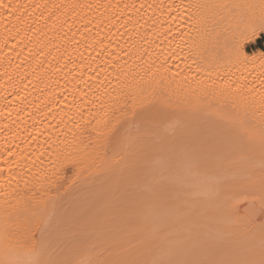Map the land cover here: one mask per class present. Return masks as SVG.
I'll return each instance as SVG.
<instances>
[{
    "label": "bare ground",
    "instance_id": "1",
    "mask_svg": "<svg viewBox=\"0 0 264 264\" xmlns=\"http://www.w3.org/2000/svg\"><path fill=\"white\" fill-rule=\"evenodd\" d=\"M19 2L23 4H29L31 6L39 4L41 5V7L38 9H35L34 12H33V7H29L28 12L32 13V15L25 14L26 19L22 21H17L14 17L0 20V153L6 154L7 150H13L14 152H16L17 154L23 157L22 162L24 164H28L31 162V160L35 159V156L39 155V153L43 150V148L47 147L48 144H50L52 141H57V142L67 141L66 143L59 144V148L64 150L61 156V162L57 164L54 175H52V173H49L50 179L48 181L43 182V187H41L40 184H37L35 182H33L27 188L24 187L23 181L20 180V176L18 175V173L21 171L20 168L15 167L14 165L12 169V173L10 174L8 167L4 164H0V167L4 168V173L2 174V176H0V261H4L6 262V264H34L35 261L42 260V259L47 260L51 258V256L52 258H55L54 255L56 256V254L54 255L51 254L52 252L51 247H49V246H52L51 245L52 240L48 242L50 240L48 238H50V236L54 233L50 234V236L47 233L50 232L51 230L49 229L50 227L48 226V224H50L51 221L53 222L52 220L53 216H56L55 212H58L60 210L59 204L61 201L66 200L68 197H70V200L73 199L76 195L74 192H78L77 194H81L80 190L79 191L76 190V188L79 189V186L85 188L84 191L86 190V187L88 189L89 185L90 187L94 186L95 185L94 181L96 179L98 180L101 179L100 181H102L103 178H106V177L108 178V177L113 176L112 177L113 179L112 178L108 180L106 179V181H110L111 179L114 180L116 177H118L116 178L117 181H115L116 179L114 180V184H117V182H119V180H121L123 176L126 177V175H120V174H124L125 170H126V173L130 171V173L133 174L131 168L130 170H128L129 164L127 166V163L130 161L131 166L138 165V164L134 165L136 163L134 159L130 160V157L132 158L133 156L132 154H133L134 149H137L136 150L137 152L134 151L135 156L143 153V152H140L139 150V148L141 147L137 145L136 143L137 139L136 140L134 139L138 137L140 138V136L142 137L143 132H146L144 133L146 134L145 136H147L146 137L147 139L145 138L146 143L148 142L147 140H149V137L152 134L153 136L151 138L152 139L155 138L153 141L155 142L157 140L156 132L158 131V129H156L157 126L155 125L157 124V122L159 123L160 119H162V118H159V120H157L158 117H162L161 115H163L162 111L164 108L163 104L165 103L164 102L165 101L164 94L166 92L165 90H167V88L172 90L173 87H176V88L179 87L181 88V92L183 89L184 90L183 93H187V92L189 93L187 94L186 97H188V95L189 96L191 95V96H197L198 99L202 98L199 96L203 94L204 95H206L207 93H210V95L214 94L216 97L221 99L220 104L224 106V104H227L226 101L228 100L229 95H221L218 89L223 85L225 80H230L225 75L228 74L227 71H229L231 69V66H233L234 64V62H232L233 61L232 55L234 54L236 57V60L235 58H233L235 61H237L235 62L236 64L246 61L249 57V54L245 50L244 44L247 42H255L257 38L260 36V34L262 33L264 34V32H262L260 29V25H261L260 9L258 7L257 8L246 7L249 4L259 5L261 0H19ZM141 4H143L144 7L141 8L140 7ZM213 4L241 5L243 7H237L235 9L229 8L227 10L196 7L197 5H213ZM177 5H180V7H176ZM41 13H43L45 18H41ZM50 13H55V15L52 16L51 19H47ZM213 15L216 16L218 23L216 24L214 29L210 28V35H206L204 32V25L202 21L212 17ZM9 20L11 22H9ZM228 26L229 28L232 27L233 29H235V30H232L234 31L233 32L234 34L237 32L239 36L243 37L241 43L238 45L234 53L227 51L228 49H230L229 48L230 46L226 44L229 42L227 39L225 40H227L228 42H225L223 40L221 41V38L224 39L222 37V33L224 34V32H226L225 30L229 29ZM32 29H37V31L33 32ZM253 29L256 30L255 36L251 35ZM226 33L225 35L227 36ZM181 35L183 36V39H180ZM169 41H173V42L169 44ZM177 45H179V48H177ZM170 49L176 50L177 52L176 58L167 56L168 51ZM144 50H146L147 53L150 54V56H145L144 59L147 60L148 63H152L153 61H155V64L157 66L160 65L161 63H165V57L167 56L165 67H167L168 72L166 73L162 72L161 74H157L154 78L151 76V74L145 75L144 69L147 68V64H145L144 61L138 59V53ZM125 52H128L131 55H125L124 54ZM117 56L119 57L118 59H113V57H117ZM226 60L229 61L228 64L225 62ZM105 61L109 62L107 64V70H108L107 79H105L106 74L104 73H102L100 76V79L104 81L105 85H107L109 81H111V84L113 86L116 84V80H115L116 72L114 71V67L119 66L122 72L128 74L127 82L132 84L133 91L138 90L139 88L144 89V104L143 106L138 104L136 111L138 112L144 111L145 114L149 117V121L152 119L153 120L152 122L154 123V120H155L156 124L154 123V125L153 124L151 125L152 122H150L149 123L150 127L154 126L155 128L152 127L151 129H149L150 131L148 130L146 131V129H144L145 131L141 130L142 132L140 131V129H142V126L144 128L148 126L145 127V125H140L139 131L141 133L138 132V130H136V132L133 131L137 128L136 126H132L130 128L128 135L131 136V139H132L131 143L133 144V146L135 147L138 146L139 148L133 147L131 143H130L131 145H129L128 142L122 143L120 145H115L113 143H105L104 141L97 143L95 140V136L93 135L92 138L89 139L87 136V133H85L82 142H79L76 144H73L71 142L72 141V135H71L72 131H77L74 128V123L79 120V117L77 115V111L80 108V104H81V98H80L79 93L81 91L88 90L85 86L84 81L81 80L80 77L83 76L84 79L87 80L89 76H94L95 73L89 70L88 65L91 64V67L93 69H95L96 71H99L100 68L105 67V63H104ZM193 61H195L196 63H193ZM82 65L84 66L83 68L81 67ZM197 65H199L204 70L200 72H196ZM173 73H180V75L177 76L175 79H172ZM261 73H263L264 75V69L261 70ZM236 74H233V75H236ZM133 75L136 76V80H140V78L143 77V80L146 81L147 83H142L140 85H137L135 81H133L132 79ZM194 75L196 76L195 80H193ZM185 77H187L188 79L185 80ZM231 78H234V77L232 76ZM213 81H215V84H213ZM95 82L96 81H89V83H95ZM25 85H27L26 88H25ZM169 89L168 91H170ZM252 89L254 91H252L251 93L248 92L247 97L251 100H254L255 97L259 94V92L257 91V88H252ZM176 90H178V88ZM20 97H23V99H21ZM214 97L212 99L213 101L216 100V97L215 99ZM191 98L189 99L192 100ZM211 103L212 104L210 103L207 104V106L209 105L208 108H211L213 105H217L216 104L217 102H215V104L213 102ZM189 106L191 107V105ZM194 106L195 104L193 105V107ZM261 106L264 107V104H262V102H261ZM86 107L87 106H85V110H86ZM166 110L168 111V109ZM193 110H195V108ZM93 111H95V109H93ZM117 117H119V123H117V120L115 117L113 118V122L117 124V127H119L120 124H124V121L131 120L132 118L130 111L123 115H121L120 113H117ZM61 121H63V123H61ZM165 121H168V119L167 120L165 119ZM161 122H163V119ZM161 122L159 124H161ZM258 123L255 124L254 129L256 130L254 131V134H251L248 132L249 134L248 133L246 134H248L249 136L239 135V136H232L231 138L235 140L238 138L246 139L247 137L248 138L250 137L252 139H249V140H253L254 145H256L257 147L261 149L262 148L264 149V122L260 121L259 124L262 123L261 125H259ZM164 124L165 123L163 122V125ZM128 127L129 126L127 124H124V128H128ZM152 129L155 132L152 133L151 132ZM161 129H162L161 131H164L163 128ZM123 131L124 129L121 128V132ZM66 133H67V136L65 135ZM137 133H139L140 136ZM167 133L165 132V134H161L160 139L158 137L157 138L160 141H163V139L165 138L166 143L167 142L171 143L170 140L173 139V136H170V138L172 139H169V137L167 136L168 138L167 139L165 136V135H169ZM193 134L189 135V137L191 136L190 138H193L194 136H196L197 133H195L194 135ZM200 134L201 133H198V136L204 137V138L203 137L201 138L202 140L200 139V137H197L201 140V141L199 140L200 142L195 137L193 138L195 139L196 142H199V144L202 142V144H200L199 147H198V144H195L196 150L194 147H192L194 146L192 142H191V147H189L190 143L183 142L184 144L187 145L186 147H189L191 149L194 148L193 151L196 153L194 154V152L192 153V151L187 152L188 149H186L185 152L187 154L192 153L194 156L197 155V157L201 155L202 156L201 160H203L202 162L207 163V165L206 163L201 164V166H204L205 168L204 167L201 168L198 166L196 169L201 168V173L210 167L212 168V170H214L211 165H213L212 163L216 161V158H215L216 155H219L220 158L225 157L226 158V159L224 158L225 160L228 159L229 161H231L230 155L227 156V153L225 151V149H227L228 147L227 140L230 137L222 138L220 137V133H219L220 138L216 139L217 141V145H216L215 144L216 141L214 139L217 133L214 137H212L213 136L211 135L212 133H208V134L204 133L201 135ZM135 135H137V137H135ZM180 135L182 136V134H179V140H180ZM132 136H134L135 138H133ZM175 136L176 134L174 135V138ZM183 136H186V135L184 134ZM226 136L228 135L226 134ZM177 137H178V134H177ZM226 138L227 140H225ZM187 139H185V141ZM205 140L207 141L204 142ZM210 140H212L211 143L216 145V146H213V148L215 147L214 149L212 148L213 144L210 143ZM173 141L175 142L174 139L172 140V142ZM187 141H189V139ZM235 141L233 142L235 143ZM46 142H48V144H46ZM157 142H158V147H159L160 145L159 141ZM224 142L226 144H224ZM150 143L151 141H149V144ZM160 143L162 144V142ZM183 143L181 142L179 144L181 146L180 150H182L181 148H183L184 150ZM175 144L178 145L177 143ZM155 145L157 144L154 143V145L152 146L155 147L156 149ZM168 145L169 143H167L165 148L168 147L169 149L170 146ZM174 145H171V146L173 147ZM209 145H210V148L208 147ZM225 145H227V147ZM204 146L205 148H202ZM197 147L200 149H198ZM161 148L163 149L162 146ZM208 148L210 149V151ZM22 149L24 151L21 153ZM144 149L147 150L146 147ZM173 149L171 150L172 153L174 151ZM177 149L179 150V147ZM263 149L262 151H264ZM204 150L206 151L208 150V151L206 152ZM217 150L218 151L224 150L222 152L223 153L225 152L224 154L226 155L221 156L220 155L221 151L218 153ZM49 151H51V149H49ZM175 152H174V155L176 154ZM202 152L204 153V155L209 154L208 156L211 155V157L213 158L211 157L207 158L208 156H204V158L206 159L205 161V159H203ZM251 152L249 154H251L252 156L253 152L252 153ZM178 153L176 155H179ZM215 153H218V154H215ZM166 155H168V153H166ZM174 155H172L174 157L173 160L174 159L176 160L178 157ZM183 155L180 154L179 156H183ZM141 156L145 157V155L144 156L141 155ZM162 156H165V155H162ZM65 157H67L68 159H65ZM227 157H229L230 159ZM199 158L200 157H198L197 160ZM8 159L9 161H12L16 159V157H8ZM41 159H43L44 161L43 167L45 169L52 168L50 159L54 160L55 157H49L47 154H45V156H43ZM146 159L147 158H145V160ZM214 159L215 161L213 162L212 160ZM217 159L219 160L218 157ZM145 160H143L142 162H144ZM151 160H153V158ZM207 160L209 163H211V165H209ZM218 160L217 162L220 161ZM221 160H222L221 163L223 162L228 163V164L226 163L222 164V166L226 165L227 168L229 164L232 162V161L229 162L228 160L225 161L223 159ZM171 161L169 162L171 163ZM181 161L179 162V166L181 169L180 174H181V171L185 172V169H186L184 168L182 170L181 166H184V165H180V164H183L184 160L181 158ZM235 161L236 160H234L233 162L235 163ZM131 162L134 164H131ZM194 162L196 161L194 160ZM161 163L163 164V160ZM219 163H217V166L220 165ZM148 164L150 166L149 162ZM168 165H169V168H171L170 164ZM139 166L140 165H138V167ZM171 166H175V172L177 174L176 164H173V165L171 164ZM152 167H154L153 164H152ZM69 169L71 170V174H73L72 172H74V175H71V174L68 175ZM139 169L142 170V167ZM144 169L146 170L145 173H143ZM144 169L142 170V174H143V177L144 176L145 177L143 178L141 176L142 178V181H141V179L138 178L139 176L136 175L137 176L136 178H138L136 181L137 183H138V180L141 181L139 184L140 186H142V184H146L144 182L147 179L146 181L147 184H150L147 186L153 190V187L155 186L154 188H156V184H160L162 183V181L160 183L156 182V184L154 183L152 184L151 181H153L154 180L153 179L150 182H148L149 179L153 177V174H151L152 170H151V167L149 168L150 170L147 168H144ZM157 170L158 172H156ZM157 170H154V172L156 173L157 180H160L159 175H161L160 173L163 174L164 171H162V169L160 170L159 168ZM35 171L36 169H33V172ZM133 171H137V169ZM198 171L200 172V170ZM198 171L196 170L195 173ZM138 172L137 173L134 172V173L138 174ZM199 172H198V175H199L198 177H201L200 175L201 173L199 174ZM206 172L207 170L204 172V174ZM116 173L117 174L119 173L120 178L118 175L116 177L114 176V174L116 175ZM135 174L133 175L135 176ZM147 174L151 175L152 177L149 175H148L149 177H147ZM208 174H209V171H208ZM164 176L167 177V172H166V175ZM197 178L195 179L197 180ZM79 179H85V184L88 185L89 183V185L82 186L84 184H82L81 182L79 183V185L78 184L75 185ZM175 179L177 181V177ZM175 179L173 178L172 180L170 179L171 183L174 181V185H176ZM210 179L209 181L211 182L212 179H214V177H212L211 180ZM18 180L20 181L19 186L17 185ZM166 180L165 181L168 183L169 178H166ZM200 180L202 179H199L198 183ZM204 180H207V179H203L202 184L206 185L207 187L205 186L203 188L205 189V191H208V189L206 190V188L210 187L208 184L209 182L207 183L205 181L206 182L205 184ZM252 180H254V178ZM255 180H257L256 176H255ZM82 182L84 183V180ZM92 182L94 183V185L92 184ZM111 182L112 181H110V183ZM252 182L253 181L248 182L249 184L251 183L250 184L251 187L254 186V185L252 186ZM120 183L121 182H119L118 184ZM169 184L166 185V187L163 184L161 185H163L164 186L163 188H165L166 190ZM202 184L200 181V185ZM185 185L181 186V188H180V185L178 188L175 187L176 189L172 188V190H175L176 192L173 191L172 193L171 191V193L173 195L175 193V196H177L178 199L179 197L181 198L183 191H186L187 189ZM195 185L196 184L194 183L193 186ZM223 186L224 185H220V187H223ZM96 187H98V185ZM163 188L161 187V190ZM179 188L180 189L184 188V189L180 190ZM178 189L179 191H182V192L181 193L178 192ZM89 190L91 189L89 188ZM196 190L197 188L195 189V191L193 190V193L195 192L194 194H199V192L196 193ZM95 191L98 192V190H95ZM166 191L165 193H167ZM188 191L186 192L189 193ZM72 192L75 194L74 196L71 195L73 194ZM88 193L90 194L93 192L89 191ZM176 193H179V194H176ZM185 193L183 194L185 195ZM193 193L191 195L195 196L193 195ZM147 194H150V193L148 192ZM201 194H203L202 191H201ZM205 194L206 193H204V195ZM84 195L85 194H83V196ZM166 195L167 196L165 197L167 198L168 193ZM173 195H170V198L168 200H171L173 197L174 205H175V202L178 199H175V196ZM79 196H76V197H79ZM92 196H96V195H92ZM189 196H190V193H189ZM185 197H183L184 201H185ZM190 198L193 199V197H190ZM18 200L20 201V203H17ZM168 200H166L168 203L173 204V200L172 202ZM25 202H31L34 209L38 213H40V215L36 217V219L33 220L32 227L30 230L25 229L23 227L24 218H23L22 213L24 212ZM147 202H151V201H147ZM156 204L159 205V202H157ZM142 205L144 207H142L139 203V206H141L142 208L137 207L136 205L137 209L136 207H134L136 209V210L134 209L136 212L134 210L133 211H134V214L137 215V212L139 211L138 209L140 210L143 209L142 210V216H143L142 220L143 221L140 222L141 219L134 221L135 225H131V226L129 225L130 227L127 228V229H130V231L128 230L129 231L128 233L130 234L126 233L125 235H126V238L129 236L128 239L131 241L130 239V235L132 234L131 231L134 230L133 232L135 233L136 232L135 230L140 228V230L138 231L145 232L143 234L144 236L140 235L138 231L135 234L133 233L131 236H133L134 240L131 241L130 243L131 245L130 244L124 245L125 246L124 248L127 249V252H123L119 248L114 250L112 248V245H110L112 244L113 241H114L113 242L114 244L117 241H119V239L121 238V236H118V233L121 234V232H117L116 235L118 236L117 237L118 240H116L117 238L115 237L116 239L114 240L112 239L113 241H110L111 243L110 242L106 243L107 246L105 245V247L108 251H106L105 249L106 255L104 257L113 258L116 255V254L114 255V253L118 251L121 252V254H126V255H128L129 253V256H130L132 252H138L135 249L136 248L138 249L139 246L142 248L143 244H144L143 245L144 247L147 246L146 248H151L152 244L147 245L148 242L140 243L144 241L146 237V233H148L147 231L148 229H150L149 225H151V220H150V224L147 225L146 221H149V218L148 220L144 218V213H145L144 211H146L145 207L147 206L146 208H148V205L150 204L146 203V206L144 204ZM174 205H172L173 209H174ZM177 205H175V207ZM182 205L180 204V206ZM168 206L165 207V210L172 208V207L168 208ZM184 206L185 205H183L182 207H179V206L178 207L185 210L186 208ZM5 209H7V212L5 211ZM173 209L172 211L174 212L175 210ZM150 210L152 209L149 208V211ZM128 211H129L128 214H132L131 212L132 210L131 211L128 210ZM163 211H164V208H163ZM172 211L170 212L173 213ZM193 211L190 212L191 215L195 214ZM168 212L169 211H166L165 213L167 214ZM175 212H176V215L179 216V213L177 211ZM187 216L188 215L186 216L184 215V217L186 218ZM189 216L188 218L191 217ZM181 217L183 218V214L182 216H180L179 219H182ZM161 219H164V222L167 220V219L165 220V218H161ZM41 221H43V223H41ZM116 221L117 223H119L118 220ZM120 222L122 223V221ZM45 223H48V224L46 225ZM137 223L138 224L140 223L141 226L140 224L138 225ZM142 224L143 225L146 224L147 226H142ZM171 224H173V222ZM42 226L44 227V229L47 228L48 226L49 228L45 230L48 231L49 229V231L48 232L46 231V233H45V230L41 231V228H43ZM165 227L167 228V225ZM127 229L125 231V229L122 228L124 232H127ZM175 229H177V227ZM159 231H160L159 233L162 232L161 230ZM167 231H168V228H167ZM45 234H47L46 236L48 238L45 237ZM161 234H163V232ZM122 237H124L123 234H122ZM44 244L46 246L43 247ZM52 244H55V243H52ZM58 244H61V242ZM58 244L56 242V245ZM108 245H110L111 247L110 246L108 247ZM100 246L102 247L103 244L101 245L98 244L97 246L93 247V249H95L94 252L92 251L93 249L90 250L91 252L89 251L88 252L85 251V252L87 253L93 252L95 254H98L96 252L97 251L99 252V250H101ZM43 248H45L46 250ZM45 251L48 253V255H46L47 253H45ZM59 251H61V249H59ZM82 251L84 252V250ZM93 253L92 255L94 257L95 254ZM111 253H113V255ZM66 254L64 253V256ZM44 255H46V257ZM42 256H44L45 258ZM81 256H84V254H82V252L80 251L79 257ZM66 257H68L69 260L70 259L72 260L71 257L67 255ZM75 259L77 260V257ZM79 259H82V257Z\"/></svg>",
    "mask_w": 264,
    "mask_h": 264
},
{
    "label": "rangeland",
    "instance_id": "2",
    "mask_svg": "<svg viewBox=\"0 0 264 264\" xmlns=\"http://www.w3.org/2000/svg\"><path fill=\"white\" fill-rule=\"evenodd\" d=\"M228 28H229V26H228ZM229 29L225 30L227 33L226 32H224V34L222 33V37L224 39L221 38V41L222 40L225 42L229 41L228 43H226L227 45L230 46L229 47L230 49H228L227 51L234 53V51L236 50L238 45L241 43L243 37L239 36L236 31H235L236 33L234 34L233 33L234 31H232V30H235V29H233L232 27ZM225 33L227 34V36L225 35ZM225 39H227L228 41ZM256 41H258L257 45H254L255 42H247L244 44V48L249 54V57L246 61H243L242 63L236 64L235 63V62H237V61H235L236 57L234 54L232 55V60H233L232 62H234V64H233V66H231V69L229 71H227L228 74L225 76L228 79H230L231 81L235 82L236 84L246 85L247 88L245 89V91L243 93H241L239 95H236V96L229 95L228 100L227 99H226L227 101L225 100L227 102V104L223 103L224 106L220 104L221 99L216 97L214 94L213 95L212 94L210 95V93H207L206 95L203 94V95L199 96V97H202L199 99L197 96H191L190 95L191 97L194 98L193 99L188 95V97L192 99V100H190L188 97H186L187 94H189V93L188 92L183 93V91H184L183 89L181 92V88H179V87H177L178 90H176L177 89L176 87L172 88L173 91L170 90L169 88H167V90H165L166 91L164 94L165 101L163 100L165 103L163 104L164 108L162 111L163 115H161L162 117H158V119H157V120H159V118H162L163 122L165 124L163 125V122H161L162 119L159 120V123L161 122V124H159L158 122L156 124L155 120H154V123L156 124L155 126H157L156 129H158V131L156 130L157 131L156 133H157V137L159 139H160L161 134H165V132L166 133L168 132L167 134H169V135H165L166 138L168 136L169 139H172V138H170V136H173V139L175 140V142L174 141L172 142L173 139L170 140L171 143L167 142V143H169L168 146H170L168 149V147L165 148L167 143L165 142L166 139L164 138L165 137L164 135H163L164 139L161 138V139H163V141H160L156 137L157 140L154 142L153 140L155 138L154 139L151 138L153 136V134H152L149 137V140H147L148 141L147 143L145 140V138L147 136H145L146 134H144L146 132H143V135L141 134L142 137L140 136L139 133H137L140 136V138L139 137L135 138V137H137V135H135V137L132 136L133 138H135L134 140L137 139L136 143L141 148H139L138 146H136V147H138L140 152H143V153L135 156L134 151H136L137 149L133 148L134 149L133 154H132L133 156H132V158L130 157V160L134 159L136 161V163L133 161L135 164L132 162H131V164H134V165L138 164L140 166L139 167H138V165H136V166L132 165L131 166L130 161L127 163V166L129 164L128 170H130V168H131L133 174L137 173L138 171H140L141 173L138 172V174H135V176H134L132 173H130V171H128V173H126V170H125L126 174L125 173L120 174V175H126V177L123 176V178L121 180H119V182H121L120 184H118L119 182H117V184H114V180L116 178H118L116 176L118 175L120 178L119 173L118 174L116 173V175L114 174V176L116 177L114 180H112L113 176L108 177V178L107 177L103 178L102 181H100L101 179H99V180L96 179L94 181L95 185L92 182V184L94 186H91L94 190L90 187L89 183H88L89 186L85 184V179H79L80 181L78 180L79 182L78 181H77L78 183L76 182L75 185H77V184L79 185V183L81 182L82 184H84L82 186L86 185V186H88V189L86 187V190L84 191L85 188L79 186V189L76 188V190H78V191L80 190V193L82 194V196H81V194H77L78 192H74V190H75L74 189L73 192L76 195L72 192L73 194H71V195H73V196L75 195V197L73 199L70 200V197H68L69 198V200H68V198L66 197L67 198V199L65 198L66 200H63L60 202V204H59L60 210L58 208L59 211L55 212L56 216H53V219H52L53 222L52 221L50 222V224L52 223L51 226H50V224L45 223L46 225L48 224V226L50 227L49 228L47 226V228L51 229L50 230L51 233L48 232L49 229L47 231V230H45L47 228L44 229L43 226H42L43 228H41V231L45 230V233L47 231L48 232L47 234H49V236H50V234L54 233L50 236V238H48L46 236L47 234H45V237L50 239L48 242H50L52 240L51 241L52 246H49V247H51V251H52V252L51 251L50 252L53 255L56 254V256L54 255V257L56 259H61V258L63 259L64 258L66 260H69V258L66 257V255L71 257L72 260H76L75 259L76 257H77V259H79L81 257L83 258V256L79 257L80 251L84 255L89 254L87 252L88 251L91 252L90 250L93 249V247L97 246L98 244L99 245L103 244L102 247L100 246L101 250H99V252H102V251L105 252V254H104V256H105L106 255L105 245L107 242L109 243L110 241H113L118 236H121V238H124V239H128L129 238L128 234H130L128 232L130 231V229H127V228L130 227L131 225H135L134 221H136V220L141 219L140 222L143 221L142 220V218H143L142 210L143 209L142 210L138 209L139 211L137 212V215L134 214V211L137 209V207H140V208L144 207L142 204H144L146 206V203H149L150 205H148V208H146L147 206L145 207L146 211H144L145 212L144 218L147 220L149 218V221H146L145 219L144 220L147 222V223L145 222L147 225L150 224V220H151V225H149L150 229H148V231H147L148 233H146V237H145L144 241L142 240L143 242H140V243H145V242L147 243L148 242L147 245L148 244H150V245L152 244V245H151V248H146L147 246L144 247L143 246L144 244L142 245V248L140 246L139 247L137 246L138 249L136 248L135 250H137L138 252H132V250H131L132 253L130 254V257H132V258L151 259V260H168V259H182L183 260V259H187V260H199V261H231V260L245 259V258H248L250 255H255L257 258L259 257L261 250L264 249V216H261L258 211L253 215L250 212V209L253 206L256 209H259L261 207V198L264 197V185H262V180H264V151H262L263 148L261 149V148L257 147L256 145H254L253 140H249V139H252L250 137L243 139V146H240L238 144V142H237L238 139H235V140H237V141H235L231 138L232 136H239V135H241V136L246 135L247 136L249 133L254 134V131L256 130V129H254L255 124H257L258 122L260 123V121L264 122V107L261 106V102H260L262 95H264V75H263V73H261V70L264 69V58H261V54L264 53V34L263 33L260 34V36L257 38ZM256 48H258V49H256ZM233 58H235V60ZM225 62L227 64L229 63L228 60H226ZM233 74H236V75H233ZM232 76L234 78H231ZM252 88H257V91L259 92V94L255 97L254 100H251L247 97V93H248L247 89H252ZM168 89L171 92L168 91ZM214 96L216 97L217 101L212 100ZM215 97H214V99H215ZM195 99H196V101H195ZM210 100L214 104H215V102H217L216 103L217 105H213L211 108H208L209 105L207 106V104H209V103L212 104L210 102ZM193 103L195 104L194 107H193V105H194ZM189 105H191V107ZM219 106H221L222 108ZM224 107H225V109H224ZM194 108H195V110H193ZM166 109H168V111ZM165 119L166 120L168 119V121H165ZM152 121L153 120L151 119L150 122H152ZM241 121H244L243 127L240 126ZM149 123L147 125L148 127L145 126L146 128H144L142 126V129H140V127H139L140 131L141 130L145 131L144 129H146V131L147 130L150 131L149 129H151L154 126L150 127ZM154 123L152 122L151 125L152 124L154 125ZM261 124H259V125H261ZM161 128H163L164 131H161L162 130ZM153 129L151 130L152 133L155 132V131H153ZM136 130H138V129L136 128L133 131L136 132ZM140 131L138 130V132H140ZM151 132H150V134H151ZM162 132H164V133H162ZM193 132H194V134L197 133L196 136H194V137L198 141L203 137V136H201V137L198 136V133H201V134L212 133L211 134V135H213L212 137H214L217 133V135L215 136V139H214L215 141H216V139H218L220 137H222V138H224V137L229 138L230 137L231 140H230V138L228 140H227V138L225 139V140H227V145H228V147H227V145H225L227 147V149H225V151L227 153V156L230 155L231 159L229 157H227V158H229L232 162L234 160H236L235 163L233 162L234 163L233 164L231 161H229L227 159L231 163L229 164L228 168L226 165L225 166L223 165L224 166L223 167L222 164L223 163L225 164L226 162L221 163L222 162L221 159L225 160L226 158L225 157H224L225 159L223 157L220 158L219 155H216V157H215L216 161H215V159L212 160L213 162L215 161L214 163H212L213 165H211V163H209L207 160L209 165H211L215 171L212 170V168L210 167L211 170H210V168H208V169H206L207 172L205 174H204V172L206 170L201 173V168L204 167V166H201V164L206 163V162H202L203 161V160H201L202 156L199 154L200 153L199 152L198 153L200 155V156H198V157H200L198 159L200 162V164H199V162L197 160V158H198L197 155L194 156L192 153L194 152L193 151L194 148L196 150L195 144H198V147L200 146V144H202V142L199 144V142L202 139L199 142H196L195 139H193L194 137L190 138L191 136L189 137V135H192ZM174 133L176 134L175 138L177 137V134H178V137L176 139L174 138V135H175ZM219 133H220V137H219ZM222 133H223V135H222ZM241 133H243V134H241ZM246 133H248V134H246ZM179 134H182V136L185 134L186 136L182 137L180 135V140H179ZM226 134L228 136H226ZM147 135H148V133H147ZM187 137H188L189 141H187L188 140ZM197 137H200V139ZM252 137H254V136H252ZM222 138H221V140H222ZM185 139H187V140L185 141ZM253 139H255V138H253ZM138 140H139V142H138ZM212 140H213V138H212ZM212 140H210V143L212 142ZM225 140H223V141H225ZM232 140L235 141V143ZM149 141H151L152 145H154V143L157 144V145H155L156 149H155V147H153L151 145V143L149 144ZM157 141H159V144L163 147V149L161 148L160 145H159L160 148L158 147ZM206 141L207 140H205L204 142H206ZM208 141H209V139H208ZM254 141H256V140H254ZM160 142H162V144ZM181 142L182 143L183 142L190 143L189 147H191V142H192L194 144V146H192V147H194V148L191 149L189 147H186L187 145L183 143L184 144L183 145L184 150H183V148H181L182 150H180L181 146L179 144ZM130 143H129V145L132 144V143L131 144ZM144 143H146V144H144ZM175 143H177L178 145H176ZM207 143H209V142H207ZM170 144L171 145L175 144L174 146H176V147H174V146L172 147ZM211 144H213V143H211ZM215 144L217 145V141L215 142ZM219 144H220V142H219ZM224 144H226V143L224 142ZM129 145H128V147H129ZM216 145L213 144L212 148H213V146H216ZM132 146H133V144H132ZM133 147H135V146H133ZM145 147L147 148V150L144 149ZM178 147H179V150L177 149ZM208 147L210 148V145ZM202 148H205V146ZM172 149L174 150L173 153L171 151ZM186 149H188L187 152L192 151V153L187 154L185 152ZM198 149H200V148H198ZM175 150H176V152H175ZM218 150H219V148H218ZM254 150L256 153L254 152ZM204 151H206V150H204ZM209 151H210V149H209ZM220 151H218V153L220 152L221 156L226 155V154H224L225 152L224 153L222 152L224 150H220ZM249 151L253 152L252 156H251V154H249L250 153ZM145 152H147L148 154ZM174 152L176 154L179 152L178 153L179 155L184 154L183 155L184 157L175 154L176 157H178V158L176 160L174 159L175 160L174 161L173 160L174 157L172 156V155H174ZM131 153H132V151H131ZM160 153H162V154H160ZM166 153H168V155H166ZM218 153H215V154H218ZM136 154H138V153H136ZM153 154H154V156H153ZM158 154H159V156H158ZM194 154H196V153L194 152ZM206 154H208V153H206ZM141 155H143V156L145 155V157H142ZM162 155H165V156H162ZM202 155H203V159H205L204 156H208L209 154L204 155V153H203ZM151 156H152L153 160H151L152 159ZM139 157L142 159L144 158L143 160H145V158H147L145 160L146 162L144 161L145 164H144V162H142L143 160L140 159ZM179 157H181L184 160L183 164H180V165H184V166H181V168H182V170L184 168H186L185 169L186 173L181 171V174H180L181 169L179 166V162L181 161V158H179ZM210 157H211V155L208 156L207 158H210ZM217 157L219 158L220 161L217 159ZM193 158H195V159H193ZM211 158H213V157H211ZM155 159H156V161H155ZM162 160H163V164L161 163ZM194 160L196 162H194ZM217 160L220 163L217 162ZM227 160H225V161H227ZM167 161H168V163H167ZM169 161H171V163ZM205 161H206V159H205ZM148 162L150 163V166H149ZM172 162H174V163H172ZM216 162L219 163L220 165L217 166ZM164 163H166V164H164ZM152 164L154 165V167H152ZM158 164H159V166H158ZM168 164H170L171 168H169ZM171 164L172 165L176 164L177 174L175 172V166H171ZM188 164H189V166H188ZM226 164H228V163H226ZM144 165H145V167H144ZM206 165H207V163H206ZM148 166H149V168L151 167V170H152L151 174H153V177L151 175L147 174V177H149V176L152 177L149 179L148 182H150L153 179L154 180L151 181L152 184L153 183L156 184V182L160 183L162 181V183L156 184V188H154L155 186L153 185L154 186L153 190L147 186L150 184H147L146 178H145L146 181L144 180L145 181L144 183H146V184H142V186H140V184H139L142 181L141 176L143 177L142 170L144 168L149 169ZM165 166H167V167H165ZM198 166L201 168L196 169ZM221 166H222V168H221ZM141 167H142V170L139 169ZM164 167L167 169V171ZM158 168L160 170L162 169V171H164L163 174L160 173L162 176L158 174L160 180H157L156 173L154 172V170H157ZM223 168H225L226 170ZM136 169H137V171H133ZM168 170H169V172H168ZM196 170L197 171L200 170V172L199 171L198 172H199V174L201 173L200 174L201 177H198L199 176L198 172L195 173ZM145 171L146 170L144 169L143 173H145ZM162 171H160V172H162ZM208 171H209V174H208ZM156 172H158V170ZM166 172H167V177L164 176V175H166ZM72 173L73 174H71V170L69 169L68 175H70V174L74 175V172H72ZM129 173H130V175H129ZM139 173H140V175H139ZM187 173H188V175H187ZM192 173H194L195 175ZM211 173H213V174H211ZM185 174H186V176H185ZM202 174H204V175H202ZM216 174H218V175H216ZM136 175H138L139 176L138 178L141 179V181L138 180V183L136 181L138 179V178H136L137 177ZM219 175H220V177H219ZM163 176H164V178H163ZM184 176H185V178L187 177L186 180H188V181L185 180ZM255 176H256L257 180H255ZM176 177H177V181L175 179ZM188 177H189V179H188ZM191 177H192V179H191ZM212 177H214V179H212ZM259 177H260V179H259ZM110 178H112L110 180V181H112L111 183H110V181H106V179L108 180ZM166 178H169L168 183L166 182L167 181ZM172 178L175 179L176 185H174V181L172 183L170 182V179L172 180ZM195 178H197V180ZM210 178L212 179L211 182L209 181ZM253 178H254V180H252ZM199 179H202V180L207 179V180H204V183L206 184V182L207 183L209 182L208 184L210 187L208 186L209 188H206V190L208 189V191H205V189L203 188L206 185L202 184V182H203L202 180H200V181H201V184L203 186L200 185V181L198 183ZM83 180H84V183L82 182ZM115 181H117V179ZM163 181H165V182H163ZM189 181H191V182H189ZM251 181H253L252 182V186L254 185L253 187L250 186L251 183L250 184L248 183ZM257 181H259V182H257ZM169 182H170V184H169ZM181 182H183V183H181ZM191 183H192V185H191ZM194 183L197 186L196 185L193 186ZM161 184H163V185L169 184V186H168L169 189H168V187L166 188V190L168 189L169 191L168 190L166 191L165 188H163L164 186L166 187V185L163 186ZM97 185H98V187H96ZM173 185H174V187H173ZM179 185H180V188H181V186L185 185V187L187 188L186 191H188V189L190 188L188 191L190 193V196H189V193H187L186 191H183V193L186 192L189 197L186 195V193H185V195L182 193V195L180 194L182 199L180 197L178 199L177 196H175V193H174V195L172 194L173 191H175V190H172V188L176 189L175 187L178 188ZM220 185H224V186L220 187ZM192 186L194 189L192 188ZM161 187L163 188L162 190H161ZM81 188H83V189H81ZM89 188L91 190H89ZM148 188H149V190H148ZM184 188H182V189H184ZM196 188L198 190V191L196 190V193L199 192V194H194L195 192L193 193V190L195 191ZM155 189H157V190H155ZM179 189H178V192L181 193L182 191H179ZM182 189H180V190H182ZM95 190H98V192ZM89 191L93 192V193L89 194L88 193ZM165 191L168 193L167 198L165 197V196H167L166 195L167 193H165ZM171 191H172V193H171ZM201 191L203 194H201ZM148 192L150 194H147ZM151 192H153V193H151ZM191 192L195 196H192ZM161 193H163V194H161ZM204 193H206V194L204 195ZM83 194H85V195L83 196ZM91 194L96 195V196H92ZM176 194H179V193H176ZM170 195H173V196H175V199H178L175 202V205H177V204H179V205H177L175 207L174 199L172 196H171L172 199L168 200L170 198ZM76 196H79V197H76ZM158 196H159V198H158ZM185 196L187 197L188 200L192 199L190 197H193V199L191 201L190 200L188 201ZM183 197H185V201H184ZM166 200L171 201V202L173 200V204L168 203ZM186 200H187V202H186ZM147 201H151V202H147ZM136 202H137V204H136ZM157 202H159V205L156 204ZM161 202H163V203H161ZM180 202H182V203H180ZM184 202H185V204H184ZM139 203L142 207L139 206ZM162 204H163V206H162ZM180 204L185 205L184 207L186 209L183 210L182 208H179V207L183 206V205L180 206ZM136 205H137V207H136ZM172 205H174V209H173ZM166 206H168V208L169 207H172V208L165 210ZM134 207H136V209ZM149 208L152 209V210H150L152 212L149 211ZM163 208H164L165 212L169 211L168 212L169 214L168 213L166 214L163 211ZM172 209L177 211L179 213V216L176 215V212L175 211L173 212ZM180 209L183 211H181ZM128 210H130V211L132 210L131 211L132 214H128L129 213ZM161 211H163L164 213ZM170 211H172L173 213H171ZM188 211H190V212L193 211L197 216L195 214L191 215L190 212H188ZM153 212H155V213H153ZM122 213L124 214V216ZM182 214H183V218L182 217L181 218L183 220L179 219L180 216H182ZM184 215L185 216L190 215L191 217L190 216L189 217L193 220L188 218V216H187V218L184 217ZM58 216H59V218H58ZM192 216H193V218H192ZM161 218H165V220L166 219L167 220L164 222V219H161ZM54 219L56 220V222ZM120 219H122V220H120ZM116 220H118L119 223H117ZM170 220H172V221H170ZM120 221H122V223ZM172 222H173V224H171ZM169 223H170V225H169ZM146 224H144V225L142 224V226H147ZM164 224L167 225L168 231H167V228L165 227L166 225H164ZM140 226H141V224H140ZM176 227H177V229H175ZM102 228H103V230H102ZM122 228L125 229V231L127 229V232H124V230H122ZM138 230H140V228H138L135 231L137 232ZM159 230H161L163 232V234H161L162 232L159 233L160 232ZM133 231L134 230L131 231L132 234L134 233ZM70 232H74L76 234L75 240H81V241L84 240L83 247H81L80 244L76 243L75 241L70 242V237H69ZM117 232H121V234L118 233V236H117L116 235ZM141 232L138 231V233L140 235H143L145 233V232H142V233ZM164 232H165V234H164ZM102 233H104V234H102ZM126 233H128L127 238L125 235ZM122 234L124 235V237H122ZM131 235H130V239H131V241H133L134 239H133V236H131ZM48 239H46V240H48ZM44 240H45V238H44ZM116 240H118V238ZM116 240H115V242H116ZM56 242H57V244L61 242V244L56 245ZM113 242L110 245H113ZM52 243H55V244H52ZM110 245H108V247ZM44 246H46V245L44 244L43 247ZM127 246H129V245H127ZM43 249H45V248H43ZM59 249H61L62 252L59 251ZM97 249H98V247H97ZM102 249H104V250H102ZM64 250H66V251H64ZM82 250H84V252ZM85 250H87V252H85ZM94 250L95 249H93L92 251L94 252ZM63 251L65 254L67 252V254L65 256H64ZM99 252L97 251L96 253H99ZM45 253H47V252L45 251ZM92 253H90V254L92 255ZM42 254H44V253H42ZM93 254H95V253H93ZM111 254L113 255V253H111ZM115 254L116 253H114V255ZM46 255H48V253ZM46 255H44V256L46 257ZM95 255H97V254H95ZM95 255H94V257H95ZM128 255H129V253H128ZM44 256H42V257H44ZM49 256H50V254H49ZM51 258H52V256H51ZM104 258H106V257H104ZM110 258H112V257H110ZM70 261H71V259H70Z\"/></svg>",
    "mask_w": 264,
    "mask_h": 264
},
{
    "label": "snow or ice",
    "instance_id": "3",
    "mask_svg": "<svg viewBox=\"0 0 264 264\" xmlns=\"http://www.w3.org/2000/svg\"><path fill=\"white\" fill-rule=\"evenodd\" d=\"M33 7V12L35 9L41 7V5L36 4L31 6L29 4L20 3L19 0H0V20L15 18L17 21H22L26 19V15H32V13L28 12V8ZM46 7V6H45ZM140 7H144L143 4ZM171 7V6H170ZM176 7H180L177 5ZM191 7V6H189ZM196 7H203L209 9H222L227 10L229 8L235 9L237 7H243L241 5H227V4H213V5H197ZM246 7L248 8H259L261 12V25L260 29L264 32V0H261L259 5L249 4ZM26 14V15H25ZM55 13H50L47 19H51ZM41 18H45L43 13H41ZM222 19V18H221ZM9 22H11L9 20ZM204 25V32L206 35H210V28L214 29L216 24L218 23L216 16L205 19L202 21ZM33 32L37 31V29H32ZM256 30L253 29L251 35L255 36ZM166 38V37H165ZM180 39H183L181 35ZM173 41H169L171 44ZM179 48V45H177ZM125 55H131L128 52L124 53ZM145 56H150L146 50L138 53V59L144 61L147 64V68L144 69L145 75L151 74L154 78L157 74H161L168 72L167 67H165V63L167 60V56L172 58L177 57V52L175 49H170L168 51L167 56L165 57V63H161L160 65H156L155 61L152 63H148L147 60L144 59ZM119 57H113V59H118ZM261 58H264V53L261 54ZM23 63V61H22ZM105 67L96 71L91 67V64L88 65L90 71L94 72V76H89L87 80L84 79L83 76L80 77L81 80L84 81L87 91H81L79 93L81 98L80 108L77 111V115L79 120L74 123V128L77 131H72V143L76 144L82 142L85 133L89 139L92 136H95V140L97 143L104 141L105 143H113L115 145H120L122 143L131 142V137L128 135L129 130L132 126H136L139 130L140 125L147 126L149 121V117L145 114L144 111H136L137 105L143 106L144 104V89L139 88L138 90H132V84L127 82V73L121 71L119 66L114 67V71L116 72L115 80L116 84L113 86L111 81L107 85L104 84V81L100 79L102 73L106 74L105 79H107L108 70L107 64L108 61H105ZM193 63H196L193 61ZM84 67L83 65L81 66ZM199 65H197L196 72L203 71ZM180 73H173L172 79H175L179 76ZM133 81L137 85L142 83H147L143 80V77L140 80H136V76H132ZM188 78L185 77V80ZM196 79V76H193V80ZM89 81H96L95 83H89ZM215 84V81H213ZM27 85H25V88ZM247 88L246 85L236 84L231 80H225L223 85L218 89L221 95H239L245 91ZM127 89V91H126ZM249 93L254 91L253 89H247ZM23 99V97H20ZM261 102L264 104V95L261 97ZM85 106L86 110H85ZM95 109V111H93ZM131 112V120L124 121V124H127L129 127L124 128V124H120L117 127V124L113 122V118L115 117L117 123H119V117H117V113L121 115ZM139 122V123H137ZM63 123V121H61ZM240 126H244V121L240 122ZM121 128L124 129L121 132ZM67 136V133L65 134ZM67 141H52L48 144L47 147H44L43 150L39 153V155L35 156V159L31 160L30 163L24 164L23 157L14 152L13 150H7L6 154L0 153V164H4L8 167L9 173H12L13 166L18 167L21 171L18 173L20 176V180L23 181L24 187H28L33 182L40 184L43 187V182L48 181L50 179L49 173L52 175L55 174V168L58 163L61 162V156L63 154V149L59 148L60 143H66ZM238 144L243 146V139L238 138ZM103 146V145H102ZM51 149V151H49ZM24 150H21V153ZM47 154L49 157H55V159H50V163L52 164L51 169H45L43 167L44 161L41 159L43 156ZM8 157H16V159L9 161ZM65 159H68L65 157ZM33 169H36L33 172ZM4 173V168L0 167V176ZM20 181H17V185L19 186ZM262 185H264V180H262ZM17 203H20L18 200ZM7 212V209H5ZM259 212L261 216H264V197L261 198V207L256 209L254 206L250 209V212L254 215L256 212ZM24 218L23 227L25 229H31L32 222L36 217L40 215L38 213L31 202L24 203V212L22 213ZM43 223V221H41ZM7 224V222H6ZM70 242L75 241L83 247L84 242L81 240H75L76 234L74 232L69 233ZM130 240H126L121 238V240L117 241L112 245L113 249H121L123 252H127V249L124 248L125 244H130ZM87 251V250H85ZM107 251V249H106ZM0 264H6L4 261H0ZM34 264H264V249L261 250L259 257L257 258L255 255H250L248 258L240 259V260H231V261H199V260H187V259H168V260H151V259H139L132 258L129 255L121 254V252H116V255L113 258H104V252H99L95 257H93L90 253L83 256L82 259L77 260H66V259H56L49 258L47 260H38L35 261Z\"/></svg>",
    "mask_w": 264,
    "mask_h": 264
},
{
    "label": "crops",
    "instance_id": "4",
    "mask_svg": "<svg viewBox=\"0 0 264 264\" xmlns=\"http://www.w3.org/2000/svg\"><path fill=\"white\" fill-rule=\"evenodd\" d=\"M257 44H258V41H255L254 45H257ZM256 49H258V48H256Z\"/></svg>",
    "mask_w": 264,
    "mask_h": 264
}]
</instances>
